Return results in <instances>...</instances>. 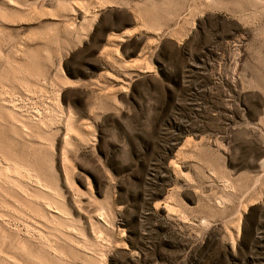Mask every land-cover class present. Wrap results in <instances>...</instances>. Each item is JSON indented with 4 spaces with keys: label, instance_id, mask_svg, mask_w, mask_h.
Here are the masks:
<instances>
[{
    "label": "rangeland",
    "instance_id": "1",
    "mask_svg": "<svg viewBox=\"0 0 264 264\" xmlns=\"http://www.w3.org/2000/svg\"><path fill=\"white\" fill-rule=\"evenodd\" d=\"M8 159L0 264H264V0H0Z\"/></svg>",
    "mask_w": 264,
    "mask_h": 264
},
{
    "label": "bare ground",
    "instance_id": "2",
    "mask_svg": "<svg viewBox=\"0 0 264 264\" xmlns=\"http://www.w3.org/2000/svg\"><path fill=\"white\" fill-rule=\"evenodd\" d=\"M78 2V1H77ZM76 2V3H77ZM74 4V3H73ZM59 107V106H58ZM47 124V123H46ZM6 162V161H5ZM32 167V166H31ZM30 166H25L23 165L21 162H17L14 160H10L8 159L6 163L0 162V186L2 187H8L6 189H15L19 190L22 193L25 194V197L29 200V202L35 203L39 206V210L35 211V213L40 216L41 218H43V222L46 219H59L60 217H62V212L57 208L58 206L55 205V207L53 206L54 204L52 203H46V204H42L41 203V198H39L38 196L35 195H31V193L28 192L27 190V186L25 187V185L30 184L31 181H34L35 183L34 186L36 188H38L39 190H42L44 193L45 192H50V187L44 183L43 179L37 174L35 173V170L33 168H31ZM32 185V184H30ZM0 187V188H1ZM4 190V189H3ZM2 190V191H3ZM1 191V192H2ZM7 191V190H6ZM12 192V191H10ZM6 194V193H5ZM11 195V194H10ZM24 196V195H23ZM40 196V195H39ZM17 198V197H16ZM23 198V197H22ZM15 200V199H14ZM10 202V201H9ZM8 202V203H9ZM24 202V201H23ZM5 203V202H3ZM14 203V202H13ZM17 204V203H16ZM12 205V204H11ZM60 205V204H59ZM19 206V205H17ZM15 206V207H17ZM28 206V205H27ZM31 206V205H29ZM36 206V205H35ZM14 207V206H13ZM33 207V206H32ZM6 208V207H4ZM21 208V207H20ZM25 208V207H24ZM53 208V209H51ZM7 209V208H6ZM16 208H14L13 210H15ZM22 209V208H21ZM56 209V210H54ZM28 210V209H27ZM10 211V210H9ZM23 211V210H21ZM30 211V210H29ZM172 211V210H171ZM14 212V211H13ZM23 213V212H22ZM29 213V212H28ZM11 214V213H10ZM21 214V213H20ZM25 214V213H23ZM31 215V214H30ZM10 216V215H9ZM21 216V215H20ZM33 216V215H32ZM39 217V218H40ZM13 218V217H12ZM41 221V220H40ZM50 221V220H49ZM48 221V223H50ZM24 222V221H23ZM45 224V223H44ZM57 225V223H54ZM64 224V223H63ZM35 225V224H34ZM45 226V225H44ZM49 226V224H48ZM59 226V225H58ZM42 227V226H41ZM52 229V228H50ZM69 229V228H68ZM24 230V229H23ZM64 230V228H63ZM5 231V230H4ZM61 232V230H60ZM10 233V232H9ZM5 235V234H4ZM46 235V234H45ZM13 236V235H12ZM30 237V236H28ZM27 238V237H26ZM69 238V237H68ZM13 239V238H12ZM30 240V239H29ZM34 240V239H33ZM53 241V240H52ZM66 241V240H65ZM32 242V241H31ZM35 242V241H34ZM40 242V241H39ZM42 242V241H41ZM5 243V242H4ZM7 243V242H6ZM50 243V242H49ZM10 244V243H9ZM31 244V243H30ZM52 244V243H51ZM22 249L25 253V255H28V260L29 258L32 259L33 261L37 262V264H50L48 262H46L44 259H42V255L40 253L42 252H53L55 256H57L58 258H62L63 259V253L58 250V247H54L53 245L48 244V242L46 244H44L43 249L44 250H40L39 252L37 251V254L35 255L33 253V249L29 251H27V247H24V244H22ZM43 245V243H42ZM55 245V244H54ZM46 246V248H44ZM24 247V248H23ZM42 247V246H41ZM21 248V245H20ZM63 249V248H62ZM21 250V249H19ZM35 250V249H34ZM39 250V249H38ZM17 251V250H16ZM46 252V254H47ZM36 253V252H35ZM66 253V252H65ZM64 253V254H65ZM75 253V252H74ZM34 254V255H33ZM43 254V253H42ZM32 255V256H31ZM41 255V256H40ZM45 255V254H44ZM84 255V254H83ZM51 256V255H50ZM52 257V256H51ZM90 257V256H89ZM53 258V257H52ZM75 259V258H74ZM56 260V259H55ZM36 264V263H35Z\"/></svg>",
    "mask_w": 264,
    "mask_h": 264
}]
</instances>
